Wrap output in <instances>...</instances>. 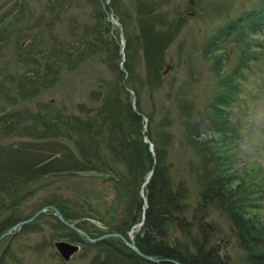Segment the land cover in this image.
I'll return each mask as SVG.
<instances>
[{"label": "rangeland", "instance_id": "obj_1", "mask_svg": "<svg viewBox=\"0 0 264 264\" xmlns=\"http://www.w3.org/2000/svg\"><path fill=\"white\" fill-rule=\"evenodd\" d=\"M55 1L0 0V112L15 114L20 121L13 131L0 129V144L30 139L32 134L25 136L30 133L26 127H31L30 116L38 111L44 121L57 114L66 115L68 121H93L108 141L110 132L119 135V130L104 124L99 109L105 93H112L119 81L135 111L139 97L142 141L144 137L149 139V117L159 143L162 134L171 133L172 143L166 145L167 162L173 177L185 181L191 205L198 187L193 173L199 162L192 142L185 138L184 123L187 119L198 123L200 138L219 148L214 165L220 168L224 187L229 191L244 188L247 192L240 202L234 198V206L242 205L241 216L247 223L243 230L258 235L264 226V190L256 193L264 187V0H71L68 4L59 0L60 6L54 11L58 21L55 30L64 46L89 32L93 37L96 33V38L93 47L83 39L84 46L68 65L44 69L48 56L42 55L34 23L40 16L53 17L51 4ZM250 10H257L260 16L259 29L248 26L246 15ZM169 28L174 35L165 40L163 34ZM240 33L253 34L245 40L255 58L236 77L234 69L244 46L236 42ZM113 42L118 44L117 52ZM166 63L172 67L159 79ZM37 71L43 76H36ZM217 105L220 110H216ZM217 123L221 125L220 133L214 132ZM36 129L38 135H43L53 128L41 122ZM78 140L69 143L81 155L75 145ZM106 141L99 145L100 156L110 168L126 174L127 159L105 147ZM209 159L211 156L205 161ZM113 185L109 174L95 171L46 175L20 192L29 197L21 202L17 214L27 219L42 207L59 202L73 216L63 222L72 231L75 229L67 223L79 228L90 225L89 229H99L100 235L114 232L124 202L117 201ZM142 187L139 195L144 200ZM48 201L52 204L47 205ZM41 204L46 205L37 209ZM223 213L210 209L207 218L217 220L226 231L231 225ZM55 217L54 210L46 208L30 220L31 226L24 228L23 224L12 229L0 243V257L5 245L10 244V264H91L95 250L60 237ZM141 220L133 228V238ZM55 240L79 244V249L65 261L53 245ZM221 242L229 264H250L234 237Z\"/></svg>", "mask_w": 264, "mask_h": 264}, {"label": "trees", "instance_id": "obj_2", "mask_svg": "<svg viewBox=\"0 0 264 264\" xmlns=\"http://www.w3.org/2000/svg\"><path fill=\"white\" fill-rule=\"evenodd\" d=\"M70 1L64 2L68 4ZM59 6L60 1L56 0L51 4L53 17L46 19L45 16H40L34 23L35 35L39 37L42 45L40 47L42 55L48 56L44 69L68 65L71 58L79 54V49L84 46L83 39L86 42L89 41L90 47H93L96 38V33L93 37L89 32L78 37L75 42L72 40L70 45L64 46L55 30L58 21L54 11ZM246 17L249 18V27L259 29L262 21L257 10H250ZM145 25H148V22ZM242 25L247 26V24ZM229 29L232 31L233 27ZM96 30L98 33L102 32L100 26H97ZM173 35L174 31L171 28L163 34L165 40H169ZM244 35L240 33V38L236 35V42L244 45L239 62L234 69L236 77L243 68H248V62L255 58L250 43L245 40L249 35ZM153 37L151 36V39ZM113 50L116 52L118 50V44L115 42H113ZM154 57L156 58V56L151 58ZM75 59H78V56H75ZM39 75L41 74L37 71L36 76ZM227 81H230L229 77ZM116 83L118 86L112 93L108 91L105 93L103 104L99 109L104 124L110 125L111 128L116 126L119 130V135L115 131L110 132L108 141L103 137L102 129L93 121L81 123L72 118L68 121V117L62 114L52 115L49 120L44 121L42 112L38 111L30 116L31 127H26L27 132L30 133H26L25 136L32 134L30 139L14 144H0V235L25 219V216L21 217L17 214V210L21 202L29 197V194H20V192L26 191L30 182L58 172L95 171L111 176L117 201L124 202L121 217L114 232L128 238V231L143 216L140 230L135 233L133 243L142 253L159 260L151 261L139 256L119 237H108L96 243L87 244L79 233L72 231L58 217H55L56 223L61 228L60 237L80 241L84 246L95 250L91 264H229L227 255L223 251L224 243L221 240L225 241L231 236L236 239L238 247L245 251L250 264H264V226L262 231L259 230L261 232L258 235L251 230L249 232L243 230L246 220H243L241 216L242 205L236 203L234 206V198L236 197V202H240L246 198L247 192L244 188L229 191L224 187V177L220 168L214 165L219 148L216 145L211 146V141L200 138L197 122L191 119L185 120L184 135L188 142H192L191 148L196 150V159H198L196 163L199 162L193 173L198 187L195 201L191 205L188 201L189 191L185 181L173 177L171 165L167 162L169 152L166 145L172 143L171 133L167 131L161 135V142L165 141V145H160L161 142L159 143L156 139V135L153 136L155 132L151 126L152 119L148 118V138L153 144L154 153L151 154L148 151V144L142 141L140 135L142 114L139 108V97L136 96L138 110L135 111L131 102L127 100V94L122 91L121 82ZM221 100L222 97H219L218 101ZM218 106L216 110H220ZM0 113H2L0 129L7 127L8 130L13 131L20 122L18 117L15 114H7L5 111ZM41 122L53 129L38 135L36 124ZM166 122L169 126L170 119ZM189 124L192 125L189 126ZM214 132H222L220 123H217V129ZM78 138L75 145L78 151L81 150V155L72 149V144L69 143H73L74 139ZM102 141L107 142L105 147L117 154L121 153L127 159L126 174H121L116 168H110L107 160L100 156L99 145ZM207 156H211V159L205 161ZM148 175L150 178L147 180ZM262 182L264 186V179ZM260 184L261 182H258L259 186ZM141 186H143L142 189L144 188V200L139 195ZM262 190L264 187L256 193ZM51 201H48L47 205L53 203L65 220L73 218L61 203H51ZM45 205L41 204L37 209ZM210 209L221 211V213L224 211L223 214L231 225L230 228L222 231L217 220H209L207 213ZM252 210H255L254 207ZM42 216L43 214L40 215ZM262 221L264 224V218ZM31 224L30 222L23 227L27 228ZM80 228L91 236L100 235V230L89 229L90 225L82 224ZM2 242L3 238L0 240V243ZM12 254L10 244H6L1 252L0 264L12 263Z\"/></svg>", "mask_w": 264, "mask_h": 264}, {"label": "water", "instance_id": "obj_3", "mask_svg": "<svg viewBox=\"0 0 264 264\" xmlns=\"http://www.w3.org/2000/svg\"><path fill=\"white\" fill-rule=\"evenodd\" d=\"M171 64L170 63H166L164 65V67L162 68V70H160V74H161V77H165L167 75V73L169 72V70L171 69ZM144 142L146 143H149V149L152 151V144L149 142V140L147 138H144ZM46 208H51L54 210L55 214L57 215V217L59 219H61L62 221L63 218H62V215L61 213L58 211L57 208H55L54 206H48V207H44V208H41L40 210H38L36 213H34L30 218L24 220V221H20L18 222L15 226H13L11 229L23 224V223H26V222H29L30 220H32L36 215H38L39 213L43 212L46 210ZM65 222V221H64ZM67 223V222H66ZM68 226L70 227H73L75 230L79 231L81 234H83L86 238L87 241L89 242H95L99 239H102V238H105L107 236H118L122 242L127 245L129 248H131L135 253H137L139 256L145 258V259H148V260H151V261H158L159 259H156V258H153L149 255H146V254H143L141 251H139L132 243L131 241V237H129V239H126L124 236L118 234V233H108V234H105V235H102L98 238H90L89 235L87 233H85L84 231L80 230L79 228L67 223ZM9 229L7 231L10 232ZM131 233V232H130ZM1 238V237H0ZM54 246L56 247L57 251L59 252L60 256L64 259V260H69L70 257L78 250V245L76 244H73L71 242H68V241H65V240H60V241H55L54 242Z\"/></svg>", "mask_w": 264, "mask_h": 264}, {"label": "bare ground", "instance_id": "obj_4", "mask_svg": "<svg viewBox=\"0 0 264 264\" xmlns=\"http://www.w3.org/2000/svg\"><path fill=\"white\" fill-rule=\"evenodd\" d=\"M110 3V2H109ZM252 34V33H251ZM251 34H249V35H251ZM253 35V34H252ZM252 38V37H251ZM257 39V38H256ZM172 71V70H171ZM170 74V73H169ZM168 74V75H169ZM159 77H160V75H159ZM163 79V78H162ZM258 101V100H257ZM130 108V107H129ZM152 136V135H151ZM147 138V137H146ZM151 139V138H150ZM152 140V139H151ZM201 143V142H200ZM205 144V143H204ZM205 146V145H204ZM155 149V148H154ZM156 163V162H155ZM137 163H135V165H136ZM149 169H150V167H149ZM150 178V177H149ZM150 181V180H149ZM149 181H146V182H149ZM143 209V208H142ZM145 212V211H144ZM143 213V212H142Z\"/></svg>", "mask_w": 264, "mask_h": 264}]
</instances>
